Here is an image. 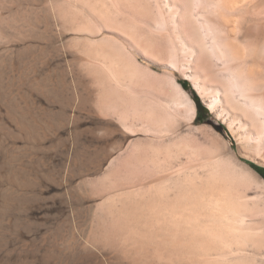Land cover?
Instances as JSON below:
<instances>
[{"label":"rangeland","instance_id":"1","mask_svg":"<svg viewBox=\"0 0 264 264\" xmlns=\"http://www.w3.org/2000/svg\"><path fill=\"white\" fill-rule=\"evenodd\" d=\"M263 47L264 0H0V264H262L239 239L199 260L179 186L193 167L264 242L230 88L263 82ZM193 93L213 111L187 115Z\"/></svg>","mask_w":264,"mask_h":264},{"label":"bare ground","instance_id":"2","mask_svg":"<svg viewBox=\"0 0 264 264\" xmlns=\"http://www.w3.org/2000/svg\"><path fill=\"white\" fill-rule=\"evenodd\" d=\"M239 3H241V2H239ZM223 9L225 10V8H223ZM230 10H231V8H230ZM200 12H202V11H200ZM204 15H206V14H204ZM203 17H204V20L209 25H211L210 24L211 20L208 18H205V16H203ZM232 19H233V17H232ZM219 22H221V21H219ZM238 26H239V24L236 23L234 28L238 29ZM239 27L241 28L242 26L240 25ZM212 28H213V26H212ZM244 29H245V27H244ZM241 30H243V29H241ZM237 33L238 32H236V34ZM212 34H213V32H212ZM239 35H241V34H239ZM207 37H208V35H207ZM214 37H215V35H214ZM213 39L215 40V45L218 46V49H230L229 47H227L225 45H224L225 46L224 48L220 47L219 46V44H220L219 40L220 39L218 40V39H215L212 37V41H213ZM236 39H237V37H236ZM239 44H242V42ZM243 45H244V43H243ZM256 45H257V43H256ZM260 45H262V44H260ZM259 50H261V49H259ZM260 52H262V51H260ZM232 56H230V58ZM234 56L236 59V55H234ZM263 59H264V57H263ZM261 62H263V61H261ZM261 62H259V63L262 64ZM263 67H264V63H263ZM232 72H233V70H232ZM234 73H237V72L235 71ZM263 74H264V72H263ZM232 77L235 80V84L230 88H231V91L233 93L235 91L238 92L239 97L244 100V103H245L244 104L245 105L244 106L245 107L244 115L250 121V123H248L249 131H250L251 135L255 136L257 139L256 145L255 144L254 145L259 147L264 152V80H262L263 81L262 83L259 82V84H256V83H252L250 77H248V76L242 77L241 75L239 76L238 74H234V76H232ZM261 78L264 79L262 76H261ZM246 81L249 83V84H247V87L244 86L245 83H242V82H246ZM239 83H241V84H239ZM178 87L185 95H187L185 93V91L179 85H178ZM233 88H236V90L233 91ZM194 89L199 94V91L196 89V87H194ZM204 105H206V107L210 111H213L212 110L213 108L209 104H204ZM184 108H185L184 109L185 113L193 119L196 115V106H195L194 101L190 99L189 103ZM255 146H254V148H255ZM168 170L169 169L167 168L164 171L167 172ZM190 170H192V172L189 173V175H187L186 177L190 178V181L192 180V182H190L187 185H183V186L180 185L179 186V187L186 189L187 192L189 190V193H190L188 195L181 196L182 199H185V203H182L183 204L182 206L184 207L183 208L184 211L182 210L181 212L189 214V222L192 225L191 229L193 230V232H195V240L203 242L206 246V250L204 251V253L199 254V260L206 262V263H210L214 259L215 256H218V252H219V254H221L220 256L226 255L227 252L221 253L223 251L222 246H226L228 243H233L234 240L239 239L240 243H241L240 244L241 247H240V249L239 248L236 249V251L238 250V252H241L244 255H248L249 253H251L250 255H253L254 257H256L260 261V263L264 264V242H261V240H262V239H260L261 236H260V238L258 237L260 239L259 240L260 242L256 238V236L261 235V232H260V234L258 233V235H255L258 232V230H260V229L257 230V228H255L257 231L255 234H252L255 232V231L252 232L255 229L250 224H248L247 221L245 222V219L243 216H240L241 218L239 220H237V215L239 213L238 211L240 209L234 203V201L227 198V195L224 196V194H221L219 192V189L216 186H214V185L204 186L203 183L201 182L202 176H200L197 173L198 171L195 172L193 167H191ZM190 170L188 169V171H190ZM195 180H198V181H195ZM186 197H187V199H186ZM171 220L174 223L173 219H171ZM236 223L237 224L240 223L239 227ZM197 229H200L201 232L197 233ZM237 231H239V232L237 233ZM239 233H240V235H239ZM234 251H235V249H234ZM234 251H230V252H234Z\"/></svg>","mask_w":264,"mask_h":264},{"label":"trees","instance_id":"3","mask_svg":"<svg viewBox=\"0 0 264 264\" xmlns=\"http://www.w3.org/2000/svg\"><path fill=\"white\" fill-rule=\"evenodd\" d=\"M180 85L182 86L183 89L189 88V85L186 81L180 82ZM192 98L195 103L197 114H198L197 119H199L201 114L207 113V109H205L204 105L201 103L199 97L195 93L192 94ZM255 170L264 179V169H260L256 167Z\"/></svg>","mask_w":264,"mask_h":264}]
</instances>
